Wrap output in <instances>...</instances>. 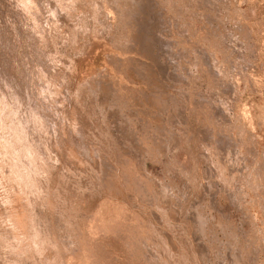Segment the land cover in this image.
<instances>
[{
  "label": "rangeland",
  "instance_id": "rangeland-1",
  "mask_svg": "<svg viewBox=\"0 0 264 264\" xmlns=\"http://www.w3.org/2000/svg\"><path fill=\"white\" fill-rule=\"evenodd\" d=\"M0 264H264V0H0Z\"/></svg>",
  "mask_w": 264,
  "mask_h": 264
},
{
  "label": "bare ground",
  "instance_id": "bare-ground-1",
  "mask_svg": "<svg viewBox=\"0 0 264 264\" xmlns=\"http://www.w3.org/2000/svg\"><path fill=\"white\" fill-rule=\"evenodd\" d=\"M83 118V117H82ZM92 122V121H91ZM95 139V138H94ZM102 153V152H101Z\"/></svg>",
  "mask_w": 264,
  "mask_h": 264
}]
</instances>
